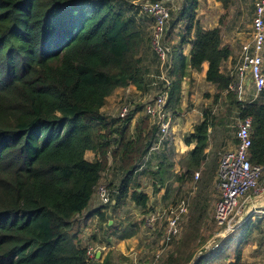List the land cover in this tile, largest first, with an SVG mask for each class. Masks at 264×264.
<instances>
[{
  "label": "trees",
  "instance_id": "obj_1",
  "mask_svg": "<svg viewBox=\"0 0 264 264\" xmlns=\"http://www.w3.org/2000/svg\"><path fill=\"white\" fill-rule=\"evenodd\" d=\"M220 1L226 9L229 0ZM134 2L0 0V264H115L110 252L96 258V250L77 234L82 213L110 161L121 174L119 184L112 186V203L129 199L146 208L148 195L140 189L138 170L157 128L145 115L132 128L136 108L111 121L101 113L115 89L134 85L144 91L152 82L146 79L147 67L139 55L146 36L130 11L132 5L140 10ZM185 2L186 9L176 16L187 18L180 44L192 37L185 55L173 51L178 57L176 79L167 100L173 109L180 99L181 78L189 70L200 71L203 62L208 65L206 81L218 90L215 101L231 81L221 70L231 56L221 29L202 28L195 13L198 1ZM158 69L160 73V64ZM224 97H230L239 118H251L250 160L264 162V103L259 98L239 101L231 91ZM204 114L185 139L194 143L181 163V176L188 179L202 167L204 180L217 170L215 159L206 163L205 153L216 118ZM88 150L95 154L91 161L85 158ZM149 173L154 191L159 190L158 171ZM207 207L192 203L194 215L183 237L159 264H190L206 242L200 239L191 245L200 228L195 214L200 218ZM91 214L97 215L99 229L106 224L104 232L120 240L140 228L133 222L118 229L103 207ZM227 264L247 263L237 249Z\"/></svg>",
  "mask_w": 264,
  "mask_h": 264
},
{
  "label": "rangeland",
  "instance_id": "obj_2",
  "mask_svg": "<svg viewBox=\"0 0 264 264\" xmlns=\"http://www.w3.org/2000/svg\"><path fill=\"white\" fill-rule=\"evenodd\" d=\"M161 1L167 5L170 11V17L166 24L164 42L170 47L172 53L174 46L178 45L181 34L186 33L185 28L183 29L182 27H184L183 22L187 23V18L185 16H180L179 22L176 20V16L179 13V9L184 4V0ZM215 2H218V4ZM255 2L256 0H229L230 9H223L221 5L222 2L220 0H199L196 18L199 21V19L206 17L209 18L210 25L218 23L224 26L233 18L238 17L240 19V27L237 31L240 32V35L237 36L238 38L236 40H234V43H236L235 46L237 47L243 40L249 37L250 24L253 19ZM130 11L134 14L136 20L141 24L145 32L146 41L140 49L139 55L143 59L144 66L148 67L146 68V79L148 78V80L151 82L153 76L150 77V74L156 73L159 64L153 48L150 45V35L153 21L149 15L145 14L142 10H138L134 5H132ZM226 31L228 32V30ZM223 37L225 38L226 36L224 35ZM177 62L178 60L173 62L175 67L177 66ZM188 78L189 77L184 79L181 78L183 83L180 84V99L177 104L178 111L189 110L192 112L194 111L192 109L195 107L196 114L199 113V116L202 114V118H204V113L206 112L210 113V115H213L216 118L215 125L210 128L208 134L209 151L207 152L208 154L206 160V163L208 164L214 159L217 161V158L223 151L231 148L234 145L236 130L235 123L236 119L238 118L237 111L233 106H231L229 102L230 97L225 98L223 94H221L217 101H215V95L218 92H214L212 94L213 97L204 98L202 95L204 92L201 93L200 91H197L196 88H194V79ZM154 79L157 83L160 82L158 78ZM175 79L176 77H174L173 81ZM156 88L153 89L152 86H146V89L141 91L140 94L123 93L121 94V99L119 102L121 103L122 101H130L132 110L135 108L137 109L136 111L139 113V119L144 115V112L142 111L144 102L155 94ZM203 99L209 100L206 101ZM114 104V108L119 106L116 101H114ZM167 106L170 112L175 110L171 108L170 105L167 104ZM108 117H110V120L114 118L113 115H108ZM194 121H196V117L194 118ZM192 126L193 124H191L189 130L193 129ZM189 130H187V134L189 133ZM119 175L120 176L117 175L115 180L116 186L119 184L121 178V174ZM173 176V178H176L177 174H174ZM185 179L187 180L188 178ZM190 179L193 180V177L189 178L188 181ZM150 180H153L151 176ZM150 180L147 176L144 177V175L141 176V174H138L140 189L142 191L147 190L150 194V198H148L145 209L136 206L134 202L129 199H126L119 205H114L112 200L104 205L105 207H103L109 217V223L115 227H118V229L120 228V230L123 227L128 226L130 223H140V228L138 229L137 234L130 238L120 240L107 235L104 232L107 229L106 224L103 225V229H99L97 215L91 214L92 212H95L97 208H92L91 212H87L86 210L83 211L82 215L84 217H81L80 227L78 228L77 234L84 245L92 247L96 251H100V259H103V257L108 252H110L115 264L148 263L154 256V253L163 247L162 235L166 229V217L168 215L166 210L169 208V206L174 205L180 198L184 196L190 198V206L194 202L199 203L201 206H204L205 203L208 204L209 202L206 198H208L209 193L212 194V196H210V201H212L213 205L218 199V190L214 185V181L213 184H211L212 177H205L204 180L203 172L200 173L196 182H193L194 184L192 183L190 185L189 183L181 185L179 189H172L171 187L168 188L164 192L160 204L158 203V196H156V193L159 190L154 191V186L152 181L150 183ZM100 182L99 184H101ZM103 182L106 183L105 181H102V184ZM145 182L152 186V191L146 188L147 184H145ZM205 182H207V185H204ZM261 183L263 186L264 178L261 180ZM105 185L107 186V184ZM94 195L97 199L96 193ZM190 206L185 217L181 235L177 240L172 241V244L167 246V254L179 244L180 239L184 235L189 218L194 215V213L190 211ZM147 210L148 213H145ZM213 212L212 206L211 209L207 207L205 213H202L200 218H198L197 214H195V221H199L200 228L199 232L197 233V239H195L191 245L195 246L200 242V239H205L206 242L197 249L194 257L197 255L199 249L211 242L214 233L217 232ZM216 239L218 240V247L210 248L204 252L199 264L206 262L209 264H227L233 260V256L237 249H240L242 261L246 262L247 264H264V214L259 213V211L251 212V214L247 216V220L244 222L242 227L237 228L234 232L230 233L226 237ZM194 257L193 259H195Z\"/></svg>",
  "mask_w": 264,
  "mask_h": 264
},
{
  "label": "built area",
  "instance_id": "obj_3",
  "mask_svg": "<svg viewBox=\"0 0 264 264\" xmlns=\"http://www.w3.org/2000/svg\"><path fill=\"white\" fill-rule=\"evenodd\" d=\"M135 4L152 18L150 45L157 55L161 67L157 76L160 82L157 83L154 79L150 83L153 89L157 86L155 94L144 102L142 108L144 115L149 117L151 123L157 128L150 147L151 151H157L161 146L166 145L171 136V112L167 106L168 91L172 85V80L167 75L170 49L164 42L170 11L161 0H138L135 1ZM250 28V36L240 45L235 63L228 73L231 79L228 88L222 92L225 96L231 91L236 99L242 102L255 100L264 90V0L256 1ZM247 88L251 91L250 99L245 97L249 91ZM131 110L130 102H124L117 117L123 118ZM235 128L236 142L233 147L221 154L217 164L214 185L220 198L213 213L217 232L214 233L211 240V248L218 247L216 238L226 237L237 228L242 227L247 220V216L240 219L244 202L264 188L261 183L264 178V162L254 164L250 160L251 118L238 117ZM199 175V171H195L194 179L197 180ZM95 193L103 205L112 201V192L105 184H98ZM189 205L190 198L182 197L166 210L168 215L166 229L162 235L163 247L158 249L146 264H159V261L167 254V246L180 237ZM258 211L264 213V209ZM93 253L94 250L89 248L88 255L93 256Z\"/></svg>",
  "mask_w": 264,
  "mask_h": 264
},
{
  "label": "crops",
  "instance_id": "obj_4",
  "mask_svg": "<svg viewBox=\"0 0 264 264\" xmlns=\"http://www.w3.org/2000/svg\"><path fill=\"white\" fill-rule=\"evenodd\" d=\"M197 1L199 2V0H197ZM183 2H184V4L179 9V11H178L179 13L177 15H181V13L186 9L187 4H186L185 0ZM198 2H197V7H198ZM215 3L218 4V2H215ZM215 6H218V5H215ZM222 7H223V5H222ZM227 8L230 9V3L228 4ZM196 12H197V8L195 10V13ZM177 19L180 20V18H177ZM179 20L177 22H179ZM198 22L201 25V27L204 29H211L214 27H219L221 29L222 43L228 45L231 49V56L226 61H224L221 65V70L226 75H228L229 71L232 69V67L235 63V59H236L237 53L239 51L240 45L245 40H247L249 38L248 37L247 39L243 40L240 43V45H238L237 47L235 46L236 43H234V40H236L238 38L237 36L240 35V32L237 31L240 27V19L238 17H235L231 21L227 22V24H225L224 26H222L218 23H214V24L210 25L209 18H206V17L203 19H199ZM185 25H186V23L183 22V26H184V27H182L183 29L185 28ZM250 26H251V24H250ZM178 30H179V28H178ZM226 30H228V32ZM250 30H251V28H250ZM224 35L226 36L225 38L223 37ZM249 36H250V32H249ZM191 37H192V34H190V38L188 39V42L186 40V43L184 42L183 44H180V37H179L178 45H175L174 49H173V51H177V56H179L180 54L185 55L188 52V50L190 48ZM169 49H170V47H169ZM173 51L171 53V49H170V56L168 58V63H167V65H168L167 75L172 81L175 77L173 72H174V70H176L173 62L175 60H178L177 56H175V57L173 56ZM207 66H208L207 63L203 62L200 71L189 70L188 71L189 74L183 76V78H182V79H184L186 77H189L190 79H194V88H196V90L200 91L201 93L204 92V94H202L204 96V98L213 97L212 94L214 92H218L216 86L214 84L206 81V79H205ZM227 69H228V71H227ZM158 73H159V69H157L155 74H150V77L153 76V79L157 78V76L159 75ZM153 79H152V82H153ZM181 83H183V82L181 81ZM149 86L151 87V84ZM247 90H249V88H247ZM123 93H125V94L126 93L140 94L141 91L137 90L134 85H129L128 87H125V88L115 89L114 92L106 98V104L101 108V113L107 121H111V120L117 118V115H118V112H119L121 105L124 102H130V101H122L121 103L119 102V100L121 99V94H123ZM118 95H119V97H118ZM245 97H246V99L251 98V91L250 90L247 92ZM258 98L264 103V96L260 98V95H259L256 99H258ZM203 100L208 101L209 99H203ZM114 101H116V103H118L119 106L114 108V105H115ZM130 104H131V102H130ZM131 107H132V105H131ZM174 109L175 110L171 111V117H170V131H171L170 139L168 140L166 145L161 146L157 151L150 152L151 150H149V152L141 160L140 165H139V170H138V172H139V174H141V176L142 175H144V177L147 176L149 180H150V176H149L150 173L149 172L158 171L156 180H158V179L162 180V182L158 181V183L156 184V187L159 186V191L156 193V196H158V203L159 204H160L161 198H163L164 192L168 188L171 187L172 189H174V188L179 189L181 185H185V184H189V183L191 185L193 182L194 183L196 182L194 177H193V180L190 179L192 181L191 182L190 180L189 181L186 180L185 176H183V177L181 176V174H183L185 172V169L181 165V163L185 159L188 152L194 147L193 142L187 144L186 140H185L188 137V134L192 130V129L189 130V128H190L191 124H193L192 127H194V125L200 123L203 120L202 114L199 116V113H197L198 114L197 115L195 112V110H196L195 107L192 109V110H194L192 112H190L189 110H186V111L185 110L184 111L179 110L178 111L177 105ZM138 114H139L138 111H136L134 113L132 123H131L132 128H133V124L135 123V121L138 120V116H139ZM108 115H113L114 118L110 120V117H108ZM195 117H196V121H194ZM187 130H189L188 134H187ZM208 146H209V144H208ZM208 146L205 149L206 157L208 154L207 152L209 151ZM219 157L217 158V161H216L217 164H218ZM85 158L87 160L91 161L92 159L95 158V154L92 151L88 150L85 152ZM201 169H203V167ZM201 169L198 170L199 173H202ZM216 173H217V170H216V172L212 178L211 184H213V181H215ZM119 174L120 173L117 171L116 166L110 161L109 168L105 172H103L101 175V179H100L101 182L100 183H102V181H105L106 183L103 182V184H107L108 189L112 192V190H113L112 186L115 185L116 177H117V175L120 176ZM174 174L175 175L177 174L176 178H173ZM151 181L152 180H150V183H151ZM145 184H147V183L145 182ZM263 187H264V185H263ZM146 188L150 189L152 191V186L150 184H147ZM144 192L148 195V198H150V194L148 193V191L145 190ZM94 194H95V191H94L92 198H91V200L88 204V207L86 209L87 212H91L92 208H99V206L105 207L100 202V200L98 198L96 199ZM111 196H113V192H112ZM210 196H212V194L209 193L208 198H206L207 201L209 202L208 207H209V209H211L213 206V211H214L215 205L220 198L219 192H218V199L215 201L214 205H213L212 201H210ZM92 213H94V212H92ZM259 213H261V212L259 211ZM261 214H264V213H261ZM99 256H101V254H99Z\"/></svg>",
  "mask_w": 264,
  "mask_h": 264
},
{
  "label": "water",
  "instance_id": "obj_5",
  "mask_svg": "<svg viewBox=\"0 0 264 264\" xmlns=\"http://www.w3.org/2000/svg\"><path fill=\"white\" fill-rule=\"evenodd\" d=\"M191 132H193V129L191 130ZM259 209H264V188L262 191L253 194L249 199L244 202L240 219L245 218L246 216L251 214V212L258 211ZM211 245L212 241L208 243V245H205L204 247L199 249L197 255L194 257L195 259H193L190 264L195 263L201 254L211 248ZM99 254L100 251H96L95 257L98 258Z\"/></svg>",
  "mask_w": 264,
  "mask_h": 264
}]
</instances>
